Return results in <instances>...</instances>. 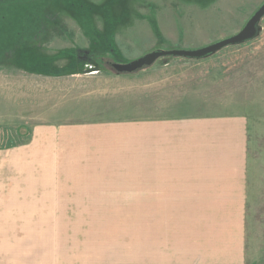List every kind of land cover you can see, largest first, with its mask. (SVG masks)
Masks as SVG:
<instances>
[{
    "label": "rangeland",
    "instance_id": "1",
    "mask_svg": "<svg viewBox=\"0 0 264 264\" xmlns=\"http://www.w3.org/2000/svg\"><path fill=\"white\" fill-rule=\"evenodd\" d=\"M9 1L14 0H0V10L17 11L14 21L23 44L0 41V197L5 194L2 188L39 187L48 189L47 195L65 192L64 197H72L70 192L82 196L80 192L90 189L105 200L71 209L78 202L67 204L65 198L63 205L69 209L56 208L57 203L26 209L23 205L39 204L25 201L24 193H7L17 199L0 201V264H152L150 250L148 257L139 256L156 212L134 200L140 188H152L151 177L139 176L141 163H81L71 159L76 155H58L56 150L45 161L33 163L42 171H32V162L18 159L24 158L21 149L34 127L66 123L58 121L63 116L57 113L65 101L71 102L68 93L74 87L100 92L116 75L132 74L115 72L112 63H126L157 49L198 48L231 36L264 0ZM260 25L254 40L224 48L208 62L194 59L184 73L195 71L201 80L207 76L206 93L201 83L200 103L194 108L246 118L239 163L242 208L204 211V216L216 215L210 221L223 231L230 227L238 235L242 264H264V18ZM15 35L20 39L17 29ZM161 59L168 58L155 63ZM34 157L40 156L26 158ZM55 158L61 160H51ZM57 196L62 197L55 194V201ZM200 212L160 211L181 223L183 232L196 226Z\"/></svg>",
    "mask_w": 264,
    "mask_h": 264
},
{
    "label": "crops",
    "instance_id": "2",
    "mask_svg": "<svg viewBox=\"0 0 264 264\" xmlns=\"http://www.w3.org/2000/svg\"><path fill=\"white\" fill-rule=\"evenodd\" d=\"M16 16L17 11L0 10V41L3 43L10 45L13 40ZM213 56L195 62H208ZM161 60L139 72L116 75L100 92L74 87L68 93L71 97L66 96L71 102L65 101L63 111L57 113L58 117L63 116L58 121L66 123L34 127L26 148L20 152L24 158L18 159L32 162L30 166L36 168L32 171H42L33 163L45 161L44 157L56 150L58 155L63 151L76 155L71 159L81 163H141L139 176L151 177L152 188H140V196L134 200L146 205V210L154 207L156 212L151 229L146 230L149 234L147 244H142L139 256L148 257L145 253L150 250L152 264H242L238 235L230 227L223 231L210 221L216 215L204 216V211L242 208L244 189L239 163L246 144V118L238 113L216 114L203 106L194 108L192 105L200 103L201 83L206 93L207 76L201 80V75H196L195 71L184 75L189 70L185 66L194 59ZM80 91L82 94L78 96ZM40 97L41 100L45 98L44 95ZM69 115L72 117L65 119ZM29 154L40 157L26 158ZM94 154L104 157L94 158ZM47 190L2 188L5 194L0 201L8 204L17 198L7 193L18 192L25 194V201L39 204L23 205L26 209H46L48 203H57L56 208H67L63 205L65 198L67 204L78 202L71 209L84 208L81 203L105 200V197H96L90 189L77 197L74 192L69 193L72 197L55 191L47 195ZM55 194L62 196H57L59 201H55ZM179 208L201 211L194 219V228L183 232L178 226L181 223L173 221L170 214L161 216V210ZM177 238L180 241L173 247ZM151 241L152 250L148 246Z\"/></svg>",
    "mask_w": 264,
    "mask_h": 264
},
{
    "label": "water",
    "instance_id": "3",
    "mask_svg": "<svg viewBox=\"0 0 264 264\" xmlns=\"http://www.w3.org/2000/svg\"><path fill=\"white\" fill-rule=\"evenodd\" d=\"M264 18V1L251 14L243 27L235 34L217 40L198 48H173L157 49L149 51L126 63H112V68L117 73H133L144 68L150 67L159 58H185V59H204L208 58L224 48L241 45L254 40L260 35L261 20Z\"/></svg>",
    "mask_w": 264,
    "mask_h": 264
},
{
    "label": "trees",
    "instance_id": "4",
    "mask_svg": "<svg viewBox=\"0 0 264 264\" xmlns=\"http://www.w3.org/2000/svg\"><path fill=\"white\" fill-rule=\"evenodd\" d=\"M19 1H23V0H19ZM9 2H10V3H15V2H18V0L9 1ZM13 27H14L13 32H15L16 29H17V31H18V36H19L20 39H17L16 35H13V40L11 39L12 42L10 43V45L12 46L13 41H16V42L19 43V44H23V38H22V36L19 34V28L17 27V24H16V25L14 24ZM2 32H4V33L6 34L5 31H2ZM21 33L26 37L27 33H26V30H25L24 28H23V30H22ZM2 42H3V40H2ZM14 44H15V42H14ZM167 58H171V57H167Z\"/></svg>",
    "mask_w": 264,
    "mask_h": 264
}]
</instances>
